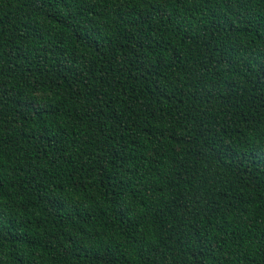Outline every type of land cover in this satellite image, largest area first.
I'll return each instance as SVG.
<instances>
[{
	"label": "trees",
	"instance_id": "trees-1",
	"mask_svg": "<svg viewBox=\"0 0 264 264\" xmlns=\"http://www.w3.org/2000/svg\"><path fill=\"white\" fill-rule=\"evenodd\" d=\"M0 264H264V0H0Z\"/></svg>",
	"mask_w": 264,
	"mask_h": 264
}]
</instances>
